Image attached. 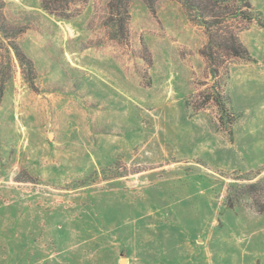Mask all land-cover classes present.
I'll use <instances>...</instances> for the list:
<instances>
[{"label":"rangeland","instance_id":"374dc122","mask_svg":"<svg viewBox=\"0 0 264 264\" xmlns=\"http://www.w3.org/2000/svg\"><path fill=\"white\" fill-rule=\"evenodd\" d=\"M49 1L0 0V264H264V0L217 79L177 1L126 40L111 0Z\"/></svg>","mask_w":264,"mask_h":264},{"label":"trees","instance_id":"16d2710c","mask_svg":"<svg viewBox=\"0 0 264 264\" xmlns=\"http://www.w3.org/2000/svg\"><path fill=\"white\" fill-rule=\"evenodd\" d=\"M131 0H111L109 8L112 14L120 17L119 33L122 40L128 37L127 19L129 17V3ZM156 0H145L154 10ZM182 4L189 20L204 29L207 44L201 51L206 58L211 76L219 77L220 65L230 59L252 60L249 51L240 41L238 32L246 29L251 23L263 25L262 13L254 8L249 0H174ZM49 0H43V8L51 11ZM235 25V27H234ZM0 29L5 25L0 23ZM12 48L20 62L33 71V64L26 58L17 45ZM216 50L223 52L220 57Z\"/></svg>","mask_w":264,"mask_h":264}]
</instances>
